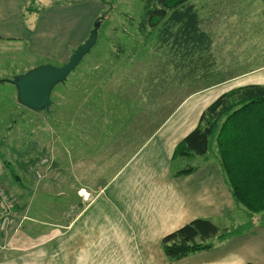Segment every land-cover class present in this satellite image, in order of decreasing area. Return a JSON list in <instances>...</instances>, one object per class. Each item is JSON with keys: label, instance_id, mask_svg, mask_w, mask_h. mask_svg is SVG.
<instances>
[{"label": "rangeland", "instance_id": "1", "mask_svg": "<svg viewBox=\"0 0 264 264\" xmlns=\"http://www.w3.org/2000/svg\"><path fill=\"white\" fill-rule=\"evenodd\" d=\"M60 1L83 8L75 10L81 23L88 10L92 18L85 28L87 34L80 33V38L76 34L74 41L59 47V54L41 55L36 43L0 42V182L8 189L10 181L20 178L32 194L29 216L40 219H58L66 211L72 165L84 160L89 164L90 155V181L101 186L186 96L210 84L209 79L226 80L253 67L244 65V56L257 62L264 55V0H191L212 41L206 56L197 55L191 61L184 59L182 50L162 46L157 31L141 30L149 0ZM46 16L32 23L34 27ZM97 25V44L67 80L54 88L50 112L22 106L9 81L41 65L64 66ZM204 61L207 72L200 68ZM196 64V73H208L209 79L181 83L188 77V68ZM226 121L222 116L210 140H218ZM11 184L19 188L16 180ZM82 185L76 178V187ZM52 205H60V212Z\"/></svg>", "mask_w": 264, "mask_h": 264}, {"label": "crops", "instance_id": "2", "mask_svg": "<svg viewBox=\"0 0 264 264\" xmlns=\"http://www.w3.org/2000/svg\"><path fill=\"white\" fill-rule=\"evenodd\" d=\"M78 9L83 10L60 0H0V42L36 43L41 55L56 56L76 34L80 38L88 32L92 14L88 10L81 23ZM45 13L46 19L34 27ZM247 58L244 65L253 67L226 80L195 73V79L210 84L169 111L160 128L101 186L90 181V155V165L85 160L72 165L66 211L51 206L59 209L58 219L30 217V189L20 178L16 189L15 180L10 181L18 217L11 233L0 231V264H264V214L251 216L236 204L216 146L205 156H174L219 97L264 86V55L259 64ZM187 159L194 162L187 164ZM187 169L191 171L180 174ZM76 178L82 187H76ZM195 220H208L231 235L212 241V248L170 259L165 238Z\"/></svg>", "mask_w": 264, "mask_h": 264}, {"label": "trees", "instance_id": "3", "mask_svg": "<svg viewBox=\"0 0 264 264\" xmlns=\"http://www.w3.org/2000/svg\"><path fill=\"white\" fill-rule=\"evenodd\" d=\"M191 0H149L141 19V30L157 31L158 42L180 49L184 59L206 56L211 39L200 28L199 14ZM198 57V56H197ZM204 61L200 68L207 72ZM181 83L199 82L194 74L198 64L188 68ZM232 112V114H231ZM222 116L227 117L219 138L210 140ZM207 123L204 128L203 124ZM249 125V126H246ZM216 145L231 193L238 206L251 216L264 213V86L239 88L219 97L203 113L200 125L176 148L175 157L205 156ZM191 169L180 174L189 173ZM231 233L222 231L208 220H195L164 240V250L172 260L213 247L215 239L222 241Z\"/></svg>", "mask_w": 264, "mask_h": 264}, {"label": "water", "instance_id": "4", "mask_svg": "<svg viewBox=\"0 0 264 264\" xmlns=\"http://www.w3.org/2000/svg\"><path fill=\"white\" fill-rule=\"evenodd\" d=\"M100 25L95 26L90 38L80 45L62 67L41 65L26 74L16 76L9 82L17 90L18 102L36 112H50L52 107L51 94L54 88L67 80L98 42Z\"/></svg>", "mask_w": 264, "mask_h": 264}, {"label": "built area", "instance_id": "5", "mask_svg": "<svg viewBox=\"0 0 264 264\" xmlns=\"http://www.w3.org/2000/svg\"><path fill=\"white\" fill-rule=\"evenodd\" d=\"M16 216V200L6 186L0 182V231L8 233Z\"/></svg>", "mask_w": 264, "mask_h": 264}, {"label": "bare ground", "instance_id": "6", "mask_svg": "<svg viewBox=\"0 0 264 264\" xmlns=\"http://www.w3.org/2000/svg\"><path fill=\"white\" fill-rule=\"evenodd\" d=\"M246 126H249V125H246Z\"/></svg>", "mask_w": 264, "mask_h": 264}]
</instances>
